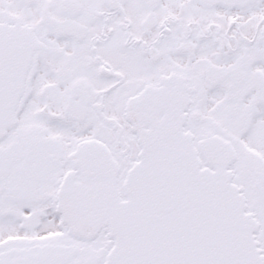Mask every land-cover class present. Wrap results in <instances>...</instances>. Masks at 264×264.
<instances>
[{
	"label": "snow or ice",
	"instance_id": "snow-or-ice-1",
	"mask_svg": "<svg viewBox=\"0 0 264 264\" xmlns=\"http://www.w3.org/2000/svg\"><path fill=\"white\" fill-rule=\"evenodd\" d=\"M0 264H264V0H0Z\"/></svg>",
	"mask_w": 264,
	"mask_h": 264
}]
</instances>
